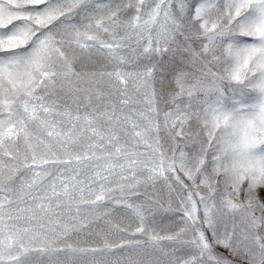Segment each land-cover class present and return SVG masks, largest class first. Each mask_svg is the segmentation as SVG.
Instances as JSON below:
<instances>
[{
    "label": "snow or ice",
    "instance_id": "obj_1",
    "mask_svg": "<svg viewBox=\"0 0 264 264\" xmlns=\"http://www.w3.org/2000/svg\"><path fill=\"white\" fill-rule=\"evenodd\" d=\"M0 264H264V0H0Z\"/></svg>",
    "mask_w": 264,
    "mask_h": 264
}]
</instances>
